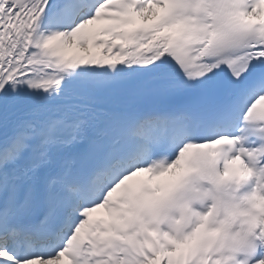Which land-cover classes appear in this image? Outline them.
<instances>
[{"label":"snow or ice","instance_id":"obj_1","mask_svg":"<svg viewBox=\"0 0 264 264\" xmlns=\"http://www.w3.org/2000/svg\"><path fill=\"white\" fill-rule=\"evenodd\" d=\"M0 264H264V0H0Z\"/></svg>","mask_w":264,"mask_h":264}]
</instances>
